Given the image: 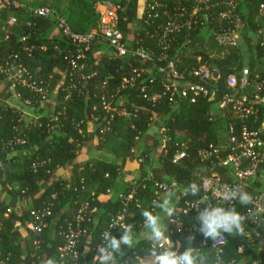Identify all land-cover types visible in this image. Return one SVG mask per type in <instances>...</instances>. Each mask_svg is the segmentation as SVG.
Listing matches in <instances>:
<instances>
[{"label": "trees", "instance_id": "1", "mask_svg": "<svg viewBox=\"0 0 264 264\" xmlns=\"http://www.w3.org/2000/svg\"><path fill=\"white\" fill-rule=\"evenodd\" d=\"M41 1L35 6H48L52 8L54 15L49 19L37 21L32 29L26 26L30 17L23 10L6 4L0 14V60H7L11 55L20 52L21 62L35 77L49 84L50 94L59 86L55 105H52V115L44 114L26 122L22 113L15 107L0 106V159L5 163V168H0V260L8 264H45L49 258H54L56 264H70L69 261L62 263L60 259L59 250L64 245L63 234L68 229V222L78 215L81 206L89 203L90 207H97L98 212L88 215L89 220L85 222L88 230L81 237L77 251L79 264H93L94 257L98 255L96 248L102 233L111 230L118 238L121 235L122 229L109 228L111 218L123 211L121 198L103 200L104 196H110L108 194L115 187L121 162L147 156L146 162L150 164L154 159L153 148L142 152L137 148L139 141L148 133L153 118L165 116L161 151L157 158L159 167L150 172L147 180L141 179L125 191L124 195H127L133 188L137 190V196L128 205L126 224L131 225L133 231L141 232L142 210L152 208L153 202H157L161 194L157 184L177 186L184 191L191 182L202 181L199 174L203 171L204 164L197 159V151L210 144L223 145L228 119L220 116L221 109L218 104L228 92V77L232 74L239 79L241 77L233 70L234 61L239 60V51L237 48L224 47H217L218 50L215 51L216 46L211 42L210 45L203 43L201 47L190 51L188 48L193 42H198L197 36L200 33L206 32L208 37L213 39L215 32L234 25L219 17L221 12L228 11L226 5L214 6L216 0L204 1L199 4L204 10L199 12L198 22L179 33L170 50L166 52L162 44L163 28L170 17L174 16L177 7L185 6L190 12L197 0L163 1L165 5H158L154 10L147 7L141 18L135 16L136 0H132V5L124 0H110L123 8L119 13V27L125 40L131 42L128 46L133 49L142 47L152 60H142L132 54L116 58L108 43H98L91 48L83 61V74L96 75L82 80L79 74L77 89L70 88L71 95L67 98L71 69L65 57L68 45L60 32L57 16L63 18L74 32L87 34L96 28L100 21L96 4L106 0ZM261 3L262 0H242L233 14L243 22L244 33L249 34L252 55L249 67L251 85L255 81L264 80V17L259 12ZM155 14L158 17H154ZM149 15L154 16L149 19ZM13 16L17 17L18 24L9 27V20ZM7 29L10 30V35L6 39ZM24 34H30V41L38 47L33 58H28L23 51L30 43L21 41ZM132 34L133 40L129 41L127 37ZM56 45L60 46L59 51L54 49ZM41 46L46 49H41ZM169 61H173L179 73L189 80H193V71L200 66L207 64L211 67L218 73V78L214 80L213 95L200 98L195 103H185L174 113L166 102L155 107L150 106L140 96L139 85L129 89L123 88L124 78L129 76L132 66H137L146 68V73L140 80H144L149 88L152 87L151 90L161 91V83L166 75L159 73L158 67L167 66ZM62 74L65 75L64 80ZM151 80L153 82H150ZM11 85L12 79L8 75L1 77L0 93H11ZM18 90L22 93L20 100L28 101L36 108L43 104L30 89ZM102 94L113 97L117 106L122 104L124 107L138 108L139 117L133 120L120 116L111 118L102 108ZM260 97H264V89ZM257 104L260 118L255 123L250 121L249 126L252 129H263L264 103L258 101ZM228 117L229 121H237L238 128L242 127L243 124L231 113H228ZM94 118L97 119V126L95 133L90 134L88 123ZM109 123L111 129L101 133ZM16 136L24 138L25 143L9 145ZM166 137H170L171 141L166 140ZM89 140L96 141L90 153L101 150L112 155L118 162L100 159L81 161L82 146ZM186 141L189 143V158L180 164L173 163L176 150L174 142ZM165 149L169 150L167 155L164 154ZM59 169L70 170L69 179L57 180L56 171ZM263 170L264 165L260 173L263 174ZM15 182L19 183L18 190L13 187ZM10 185L13 188L10 189ZM245 189L253 196L261 189V185L255 182ZM54 193L58 194V200L53 215L47 219L48 225L42 233L35 235L28 229V245L23 255L14 242L15 230L18 229L19 222L25 224L30 220L31 210L42 208ZM199 197L200 193L197 196L189 193L185 199L194 200ZM18 200L26 202L25 205L20 204L21 213L12 211L6 218L7 211L14 209ZM235 206L242 214L247 207L238 202ZM180 215L186 235L192 233L194 246L201 248L200 253L206 258V264H214L215 252L210 250L213 241L206 240L207 245H203L205 239L194 227L197 212ZM246 231L245 235H227L229 243L225 249V264H252L256 260L264 261V255L257 252L259 236H264V226L250 224ZM37 239L42 241L39 246L35 244ZM150 246V241L145 238L133 243L132 248L125 247L122 254H117L116 264H135L137 257L148 255ZM178 246V251L184 250L182 243ZM241 246L244 249L239 251Z\"/></svg>", "mask_w": 264, "mask_h": 264}, {"label": "built area", "instance_id": "2", "mask_svg": "<svg viewBox=\"0 0 264 264\" xmlns=\"http://www.w3.org/2000/svg\"><path fill=\"white\" fill-rule=\"evenodd\" d=\"M204 1L207 2V0H197V3L193 5L192 11L190 12L189 8L185 6L177 7L174 10V16L170 17L163 28L162 44L163 49L166 52L170 50L172 43L176 41L179 33L185 28L190 29L198 22L199 12L204 10L199 4ZM240 1L228 0L221 4H214V6L224 4L228 7V11L221 12L219 17L230 21L234 25L233 27L231 26L225 29H220L214 33L213 42L215 46L224 48H237L239 46L240 35L238 27L241 20L233 14ZM6 4L13 6L16 9L23 10L25 14L29 15L30 20L26 23L28 29L35 27L37 21L49 19L54 15V11L48 6L30 7L19 1L10 0H0V14L2 7ZM158 7V5L149 6V8L153 10ZM96 10L100 17L99 24L87 34L74 32L63 18L57 16L60 32L68 45L65 57L68 60L71 69L69 75L70 84L68 86L69 94L67 95V98L71 95L70 88L74 90L77 89L79 74H81L82 80L96 75V73H92L89 76L83 74V70L85 69L83 61L86 59L87 53L91 48L98 43H108L116 58H123L132 54L142 60H152L150 55L145 53L142 47L133 49L128 46L124 33L119 27V13L123 10L122 7L110 0H106L98 2L96 4ZM259 12L261 16L264 17V0H262ZM153 16L149 15V19ZM154 17H158V15L155 14ZM17 24V17H11L8 23L9 27L16 26ZM5 34L7 39L10 35V30L7 29ZM30 40V34H24L21 38L22 42L28 43ZM37 48L38 47L30 41V43L24 47L23 51L27 54L28 58H33L34 51ZM40 48L46 49L44 46H41ZM54 49L59 51L60 46L56 45ZM158 71L159 73L166 75L165 80L161 83V91H156L155 89L151 90L152 87L149 88L144 80H140L142 75L146 73V68L137 66H132L129 76L124 78L123 88L129 89L139 85L140 96L150 106L155 107L158 104L166 102L174 113L185 103H195L200 98L211 97L213 95V90L215 89L214 80L218 78V76L215 78L216 71L207 64L202 65L193 71V80L186 79L183 74L179 73L173 61H169L167 66L158 67ZM10 74H13L11 91L17 99L20 100L22 97V93L19 92L18 89L27 88L39 97L40 102L44 103L48 100L50 95L49 84L39 80L31 73V71H29L27 66L21 62L20 52L11 55L7 60H0V78ZM150 82H153V80ZM104 84L106 85L107 81H105ZM227 86L228 92L218 104L221 109L220 116L224 119H228L227 134L223 139V145L215 146L214 144H210L208 147L197 151V159L204 164V169L199 174V177L204 182L208 183L211 188L223 184L230 186L241 185L244 188L255 182L262 184L261 189L252 196L254 201L253 205L247 206L243 213L247 216L248 208H252L256 213L245 222V232H247L246 227H249L250 224H260L264 226V211H256L257 208L264 209V170L263 174L260 173L261 167L264 165V128L252 129L249 126L250 121L255 123L260 118V109L257 103L262 100L260 93L264 89V80L255 81L251 85L250 73L245 71L240 79L235 74L230 75L227 79ZM250 87L254 88V94L251 95L253 97H250ZM100 102L103 110L113 119L115 116L130 120L139 117L138 108H128L122 106V104L121 106H117L114 98L108 97L106 94L101 95ZM228 113H231L235 119L240 121L243 124L242 127L238 128L237 121H229ZM110 129L111 124L109 123L101 133L109 131ZM166 140L171 141V138L166 137ZM24 143V138L16 136L9 145H23ZM173 146L176 149L173 154V163L180 164L183 160L189 158L188 141L174 142ZM160 151L161 148L159 152ZM164 151L165 155L169 153V150L165 149ZM146 159L147 156L140 157L138 160L141 163H145ZM0 168H5V163L1 159ZM157 186L159 190H161L160 196L170 193L175 187L164 184H157ZM136 196L137 190L133 188L127 195H122L120 197L124 208L122 213L111 218L109 223L110 229L119 228L111 227L118 217H123L122 222L126 224L128 205ZM186 197L187 194H180L174 205L175 214L172 218H169L168 235L174 245V250H177V247H179L178 245L181 243L184 245V250L185 246L189 243L192 247L196 248L194 246V236L192 233H189L188 235L185 233V227L181 220L182 215L180 214L186 215L190 212H197L196 209L193 208V202L204 197H207V200L209 201L216 202L213 192L210 190H202L200 192V197L194 200L185 199ZM57 200L58 194L54 193L51 196V200L45 203L42 208L31 210L30 220L26 221V225L33 234L38 235L47 227V219L53 215V209ZM97 212V207H90L89 203H84L79 209L78 215L75 216L72 221L68 222V229L63 234L64 245L61 246L59 250L62 263L69 261L70 264H79L77 245L81 237L87 233L88 228L85 226V222L89 220L88 215ZM41 243L42 241L40 239L35 241L37 246ZM228 243L229 240L227 235H225L224 239L220 242H212L210 250L215 252L214 264H225L224 256L226 245ZM102 244L103 240L101 237V241L96 248L97 254H99L98 248ZM203 245H207L206 240L203 241ZM181 247L183 248V246ZM196 249H198L199 252L201 250L199 247ZM243 249L244 247L241 246L239 251H242ZM184 250H180L179 252H183ZM0 264H8V262L4 263L0 260ZM252 264H264V261L256 260Z\"/></svg>", "mask_w": 264, "mask_h": 264}, {"label": "clouds", "instance_id": "3", "mask_svg": "<svg viewBox=\"0 0 264 264\" xmlns=\"http://www.w3.org/2000/svg\"><path fill=\"white\" fill-rule=\"evenodd\" d=\"M202 190L212 191L216 202L207 200V197L193 202V208L197 211L195 230L205 240L214 242L222 241L225 235H245V222L256 213L248 208L246 216L237 210L233 202H238L241 206L253 205L252 195L241 185L223 184L211 188L203 180L199 183L191 182L184 192L197 196ZM154 209H159L163 215ZM256 211L264 209L257 208ZM174 214L175 208L167 198L160 202L154 201L152 208L142 210L143 227L151 246L146 257L137 258L138 264H206V258L190 243L183 252L174 250L167 234V225L164 224V219L172 218ZM122 221L123 217H118L111 226L122 229L119 238L111 230L102 233L103 244L98 248L99 254L94 257L93 264H116L117 254H122L125 247H133V228ZM45 264H56V261L49 258Z\"/></svg>", "mask_w": 264, "mask_h": 264}, {"label": "crops", "instance_id": "4", "mask_svg": "<svg viewBox=\"0 0 264 264\" xmlns=\"http://www.w3.org/2000/svg\"><path fill=\"white\" fill-rule=\"evenodd\" d=\"M118 1H123V0H118ZM163 1H171V0H136L137 2V12H135V16L137 15L138 17L141 18V15L143 12L146 10L147 7L149 6H156V5H161L164 6L165 3ZM173 2H180L181 0H172ZM213 1V0H207ZM223 1L226 2L228 0H216L214 4H221ZM125 3L132 5V0H124ZM148 9V8H147ZM138 20V18H137ZM136 20V22H137ZM138 24V22L136 23ZM244 26V24H243ZM138 25H136V28ZM134 37V34L129 35L127 39L129 41H132ZM198 42L192 43L191 46L188 48V50H193V48L201 47L203 43H206L207 45H210V42L212 43L213 39L206 34V32L200 33L198 36ZM128 42V41H127ZM128 45H131V42H128ZM10 79H13V74L8 75ZM62 80H64L65 75L62 74ZM62 83V82H61ZM59 87V86H58ZM58 87L54 90L53 93L49 95L51 97L49 100L41 104L39 107H34L32 104H30L28 101H22L17 99L14 95L13 92H3L0 93V106L2 105H9L12 107H15L18 111L22 113V118L26 121L29 122L32 119L36 118L37 116H42L44 114H49L52 115L53 110H52V105H55V100L57 97V91ZM8 97V98H7ZM264 103V97H262L261 100ZM165 116L162 117H155L148 133L146 136H144L140 141L137 146L138 151L142 152L145 151L149 148H153V156L154 159L153 161L148 164L147 162L141 163L139 160L135 159H128L124 162H121L120 168H119V175L118 178L116 179L115 182V187L113 190L108 194L110 196H104V199L110 198L111 200H115L120 198L122 195L125 194V191L129 189L133 184L137 183L141 179L147 178V176L150 174L151 171H156L159 167V162H158V155H159V149H160V143H161V133L164 128L163 125V120ZM97 119L94 118V120L89 121L88 123V130L90 134L95 133V128L97 126ZM96 145V141L94 140H89L85 142L82 146V150L80 152V160L81 161H87L89 159H100V160H105L108 162L111 161H116V159L101 150H96L95 152L90 153L93 150V147ZM118 162V161H116ZM70 177V170L67 169H59L56 171V179L57 180H67ZM262 185V184H260ZM15 189H19V183L15 182V186H13ZM11 185L9 188H13ZM183 192V189L180 187L175 186L170 193L163 194L162 196L158 197L157 202H160L162 199L167 198L171 201V204L174 206L176 203V200L180 196V194ZM16 196V195H15ZM15 196H13L12 201H14ZM18 197V196H17ZM19 198V197H18ZM23 204L25 205L26 202H21L20 200L17 201V206L13 209L10 208L7 213H6V218L12 213V211L17 212L18 214L21 213V207ZM29 207V206H27ZM157 213L163 215L162 212H160L159 209H154ZM21 215V214H20ZM18 229L15 230V235L16 238L14 240L15 245L19 247L23 255L24 252L27 250V245H28V239H29V232L26 223L21 224L19 222ZM164 224L167 225L168 228V218L164 219ZM17 226V225H16ZM168 234V233H167ZM134 235V240L133 243L140 242L142 239L147 238L146 235V229L141 226V232H138L136 230L133 231ZM260 235V234H259ZM169 236V235H168ZM257 252L260 253L261 255H264V236L261 235L259 236V243L257 247ZM135 264H138V261H136Z\"/></svg>", "mask_w": 264, "mask_h": 264}, {"label": "rangeland", "instance_id": "5", "mask_svg": "<svg viewBox=\"0 0 264 264\" xmlns=\"http://www.w3.org/2000/svg\"><path fill=\"white\" fill-rule=\"evenodd\" d=\"M10 1H20L22 3H24L25 5H28L30 7H36L35 5H37L38 3H41V0H10ZM220 1V0H219ZM48 5V4H47ZM238 32L240 35V39H239V46L237 47V50L239 51V60L234 64L233 70L237 72L238 75H242L245 71L250 72L249 67H250V63H251V51H250V45H249V34L244 33V29H243V22L241 21V23L239 24L238 27ZM212 43L214 44V42L212 41ZM218 48L217 46L215 47V51H217ZM250 95L254 94V88L252 87L249 91ZM51 97H48V100Z\"/></svg>", "mask_w": 264, "mask_h": 264}, {"label": "water", "instance_id": "6", "mask_svg": "<svg viewBox=\"0 0 264 264\" xmlns=\"http://www.w3.org/2000/svg\"><path fill=\"white\" fill-rule=\"evenodd\" d=\"M217 76H218V73H217V72H215V78H217Z\"/></svg>", "mask_w": 264, "mask_h": 264}]
</instances>
